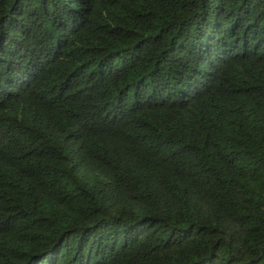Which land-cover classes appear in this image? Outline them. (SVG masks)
Segmentation results:
<instances>
[{"label": "trees", "instance_id": "16d2710c", "mask_svg": "<svg viewBox=\"0 0 264 264\" xmlns=\"http://www.w3.org/2000/svg\"><path fill=\"white\" fill-rule=\"evenodd\" d=\"M0 264H264V0H0Z\"/></svg>", "mask_w": 264, "mask_h": 264}]
</instances>
